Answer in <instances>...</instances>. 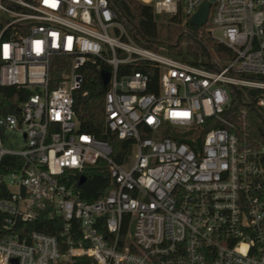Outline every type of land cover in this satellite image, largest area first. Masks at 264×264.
I'll return each mask as SVG.
<instances>
[{
    "label": "built area",
    "instance_id": "obj_1",
    "mask_svg": "<svg viewBox=\"0 0 264 264\" xmlns=\"http://www.w3.org/2000/svg\"><path fill=\"white\" fill-rule=\"evenodd\" d=\"M142 1L184 23L206 0ZM202 27L230 58L143 47L108 0H0V85L28 91L0 114V160H20L2 178L0 264H264V145L223 117L234 93L264 110V0H214ZM95 60L110 73L105 126L131 143L123 163L79 131L74 92ZM143 62L156 81L120 71ZM88 168L113 182L93 200L76 190ZM43 214L58 237L29 227Z\"/></svg>",
    "mask_w": 264,
    "mask_h": 264
},
{
    "label": "trees",
    "instance_id": "obj_2",
    "mask_svg": "<svg viewBox=\"0 0 264 264\" xmlns=\"http://www.w3.org/2000/svg\"><path fill=\"white\" fill-rule=\"evenodd\" d=\"M115 13V19L123 26L127 36L137 44L154 50L158 46V25L155 20L153 8L150 4L141 0H108ZM190 29L184 35L186 43L182 45L183 34L181 32L182 20L180 15L167 19L165 26L168 54L174 58L186 61L194 65L208 66L207 59L211 52L218 58L226 60L231 57V52L222 43L210 37L205 29L184 22ZM107 67L99 61H89L81 68L82 80L80 87L74 92V112L79 123V131L93 135L95 138L108 142L112 149L111 156L118 163H123L131 151V143L128 140L118 139L114 132L106 128L104 123L103 105L106 87L100 78L101 69ZM142 70L149 75L150 80L158 78V67L151 62L126 65L120 71ZM65 71L64 65H58L52 69L53 80L57 81ZM85 92V94H84ZM28 91L19 90L14 86L0 85V114L16 112L19 102ZM240 93H234L231 104L224 111L223 117L232 123L238 134H244L247 140L255 147L264 145V110L259 107L247 105L243 109ZM218 127H227L226 124H218ZM187 141L185 139H182ZM20 160L12 155H4L0 160V198L5 197L7 190L3 176L12 169ZM86 181L76 187L81 198L93 200L105 195L112 187L108 172L104 168H88L85 171ZM0 212V222L2 221ZM56 226H53V224ZM30 228L43 231L47 234L59 236L57 233L58 222L44 214ZM126 222L123 223V231Z\"/></svg>",
    "mask_w": 264,
    "mask_h": 264
},
{
    "label": "water",
    "instance_id": "obj_3",
    "mask_svg": "<svg viewBox=\"0 0 264 264\" xmlns=\"http://www.w3.org/2000/svg\"><path fill=\"white\" fill-rule=\"evenodd\" d=\"M213 1L214 0H206V1L202 2L201 5L199 6L198 10L196 11V13L188 20V23L193 25V26H196V27L202 26L206 21V16H207V12H208L210 2H213ZM109 75H110V73L106 69H102L100 71V78H101L104 86H106V84H107V81L109 79ZM254 92H255L254 89H249V93L253 94ZM85 181H86V176L80 175L78 180H77V186L82 185ZM11 262H12V264L17 263L16 259H12Z\"/></svg>",
    "mask_w": 264,
    "mask_h": 264
},
{
    "label": "rangeland",
    "instance_id": "obj_4",
    "mask_svg": "<svg viewBox=\"0 0 264 264\" xmlns=\"http://www.w3.org/2000/svg\"><path fill=\"white\" fill-rule=\"evenodd\" d=\"M168 18H169V16L166 15V14L155 15V20L157 21V25H158V34H159V40L158 41L159 42H158L157 48L154 49L153 51H155V52H157L159 54H162V55H169L168 51H167L168 50L167 49L168 45H167V42H166V31H165V26H164L167 23V19ZM181 32L183 34L182 45H184L186 43L184 35H186L188 32H190V29L188 27H185L183 22H182V26H181ZM109 34L112 35L110 32H109ZM119 55L120 56H124L125 54L122 53V52H119ZM211 57H216V55L211 52ZM246 108H247V104H244L243 105V109H246ZM20 146H21V144L19 142V146L18 147H20Z\"/></svg>",
    "mask_w": 264,
    "mask_h": 264
}]
</instances>
